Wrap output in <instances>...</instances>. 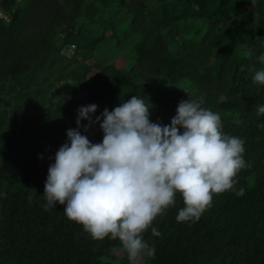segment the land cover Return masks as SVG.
<instances>
[{
  "label": "trees",
  "instance_id": "16d2710c",
  "mask_svg": "<svg viewBox=\"0 0 264 264\" xmlns=\"http://www.w3.org/2000/svg\"><path fill=\"white\" fill-rule=\"evenodd\" d=\"M0 12V264H129L126 253L111 252L118 242L93 241L64 206L42 207L46 180L34 188L37 167L22 141L25 127L36 130L27 110L45 101L52 123L77 128L82 106L97 105L93 117L100 116L135 95L160 111L150 119L162 125L181 100L203 96L223 131L245 140L251 163L237 177L245 195L214 196L196 222H177V194L153 225L160 235L145 233L155 257L143 264H264V115L256 110L264 85L253 81L264 69V0H0ZM69 43L75 46L66 50ZM100 44L114 46L94 59L107 64L110 80L104 64L87 75L85 60ZM115 55L124 58L121 67L107 61ZM119 74L130 83L125 92L117 89ZM89 130L92 143L102 142L99 123Z\"/></svg>",
  "mask_w": 264,
  "mask_h": 264
},
{
  "label": "clouds",
  "instance_id": "9594fccd",
  "mask_svg": "<svg viewBox=\"0 0 264 264\" xmlns=\"http://www.w3.org/2000/svg\"><path fill=\"white\" fill-rule=\"evenodd\" d=\"M69 45L75 46L69 43L66 50ZM258 60L264 64V54ZM112 65L117 67L113 60ZM253 81L264 85V69ZM203 104V96L181 100L168 125L152 122L153 105L141 96L112 111L105 108L95 119L98 106H82L77 128L67 130L68 142L48 167L42 207L64 206L67 219L82 225L93 241L118 242L111 252L126 253L129 264L154 258L145 233L160 235L153 225L176 205L177 194L183 201L176 216L181 223L198 221L216 195H245L243 187L236 190L238 174L251 167L244 159L245 140L226 134L219 113ZM256 110L264 115V105ZM96 123L103 132L100 143L80 131Z\"/></svg>",
  "mask_w": 264,
  "mask_h": 264
},
{
  "label": "rangeland",
  "instance_id": "374dc122",
  "mask_svg": "<svg viewBox=\"0 0 264 264\" xmlns=\"http://www.w3.org/2000/svg\"><path fill=\"white\" fill-rule=\"evenodd\" d=\"M0 14L2 13L0 12ZM73 47L74 46L70 48H73ZM135 47L140 48L138 44H136ZM113 49H114L113 45L108 46V45L100 44L97 48L95 46V48L92 50V52L89 54V57H88L91 59L85 60L90 66V69L87 74L88 76H90L94 71H97L99 66H102L103 61L95 62L94 59L105 57V54L111 53ZM145 52L150 53L151 50H147ZM112 59H113V64H115L117 67H121L124 62L123 57L118 58V56L116 55L114 57L107 58V61H110ZM156 61H158V58ZM103 64L106 69V78L108 80L112 79L113 77L110 75L111 70L108 68L107 64L105 63ZM109 64H111V66L114 67L112 63H109ZM165 68L169 70L168 66H166ZM114 79L117 84V89H119L120 91H124V92L129 89L130 83L127 82V78L125 75L119 74ZM93 89L96 92H98L97 86L94 87ZM158 92L159 91H154L155 94H157ZM169 95L172 96L171 94ZM75 96L82 98L80 93L76 94ZM70 98L66 99L67 104H69ZM47 106L48 105L46 104V101H45V103L41 105L40 107H37V108L31 107L30 109L27 110V111H31V116H34L36 118L35 119L36 130L31 135L29 129L25 127L24 134L26 135V141H22V144L25 147L22 150L23 155L28 156L26 158L33 161L34 165L37 167V171L34 174V181H33L34 188L36 189H39L41 186V183L46 180L47 175H48V167L50 164L54 163V157H55L56 151L59 149L61 145L66 143V141L68 140L67 135H66L67 130L76 128L74 126L67 124L66 122L64 123V122L57 121V123H52V121L49 120V117H51V115L48 112ZM150 112L155 117H158V115L160 114V111H155L153 107L150 109ZM93 119H95V116L93 117ZM84 121L88 122L87 120H84ZM152 122L157 123V118L153 119ZM81 124H82V121H81ZM27 126L29 127L30 124H28ZM92 131L89 130V132L87 133L81 132V134L88 136L92 134ZM47 134H50L52 136L51 141H49L46 138ZM32 138H34V140H32ZM19 163L22 164V162H19ZM118 255L119 256L124 255V253L120 252L118 253ZM117 264H120V263H117Z\"/></svg>",
  "mask_w": 264,
  "mask_h": 264
}]
</instances>
